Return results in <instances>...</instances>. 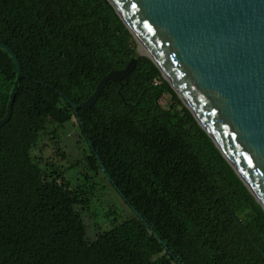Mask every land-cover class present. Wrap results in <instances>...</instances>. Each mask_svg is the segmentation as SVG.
I'll return each instance as SVG.
<instances>
[{
    "label": "trees",
    "instance_id": "1",
    "mask_svg": "<svg viewBox=\"0 0 264 264\" xmlns=\"http://www.w3.org/2000/svg\"><path fill=\"white\" fill-rule=\"evenodd\" d=\"M0 44L23 73L0 127V264H264L234 219L264 252L263 208L108 0H0ZM131 58L120 91L108 80L74 113ZM15 78L0 47V119ZM71 122L75 184L33 153L46 135L64 161L60 132ZM102 182L131 215L88 238L82 213Z\"/></svg>",
    "mask_w": 264,
    "mask_h": 264
},
{
    "label": "water",
    "instance_id": "2",
    "mask_svg": "<svg viewBox=\"0 0 264 264\" xmlns=\"http://www.w3.org/2000/svg\"><path fill=\"white\" fill-rule=\"evenodd\" d=\"M162 77L210 136L264 210V0H108ZM135 5V6H133ZM16 78L0 127L9 120L23 77L15 53ZM131 58L72 105L89 109L108 80L133 71ZM264 259V252L236 219Z\"/></svg>",
    "mask_w": 264,
    "mask_h": 264
},
{
    "label": "rangeland",
    "instance_id": "3",
    "mask_svg": "<svg viewBox=\"0 0 264 264\" xmlns=\"http://www.w3.org/2000/svg\"><path fill=\"white\" fill-rule=\"evenodd\" d=\"M137 47V43H136ZM138 51V50H137ZM170 101V95L164 94L161 99L162 106H167ZM51 129V128H50ZM62 147L65 150V160L59 159V156L55 152L53 145V138L42 135L39 139L37 147L34 149V155L37 156V161H47L49 163L55 162L61 168L66 170V177L72 181V184L76 183L77 172L81 167H70V163L79 158L78 150V128L74 124H66V129L63 130ZM61 137V136H60ZM42 160V161H41ZM39 162V163H40ZM103 186L97 193V198L92 199V205L90 210L83 212L82 217L87 229V237L93 238L97 230H105L111 227L116 221H121L127 216L131 215V209L123 198L113 189L112 186L102 182Z\"/></svg>",
    "mask_w": 264,
    "mask_h": 264
},
{
    "label": "bare ground",
    "instance_id": "4",
    "mask_svg": "<svg viewBox=\"0 0 264 264\" xmlns=\"http://www.w3.org/2000/svg\"><path fill=\"white\" fill-rule=\"evenodd\" d=\"M138 51L140 53H147L146 49L143 47V45L140 42H138Z\"/></svg>",
    "mask_w": 264,
    "mask_h": 264
},
{
    "label": "snow or ice",
    "instance_id": "5",
    "mask_svg": "<svg viewBox=\"0 0 264 264\" xmlns=\"http://www.w3.org/2000/svg\"><path fill=\"white\" fill-rule=\"evenodd\" d=\"M133 6H135V5H133Z\"/></svg>",
    "mask_w": 264,
    "mask_h": 264
}]
</instances>
